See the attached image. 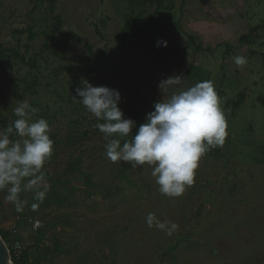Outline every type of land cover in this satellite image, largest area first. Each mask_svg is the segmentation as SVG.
Here are the masks:
<instances>
[{
	"label": "rangeland",
	"instance_id": "1",
	"mask_svg": "<svg viewBox=\"0 0 264 264\" xmlns=\"http://www.w3.org/2000/svg\"><path fill=\"white\" fill-rule=\"evenodd\" d=\"M161 1L153 32L136 41L123 38L128 22L144 32L154 2L0 0V128L27 100L54 141L42 202L22 192L17 213L0 191V229L30 249V264H264V0ZM236 55L247 63L236 66ZM176 75L186 78L178 88L213 81L227 135L201 157L193 184L170 197L152 166L107 158L95 127L103 121L75 90L84 80L118 90L138 128L163 98L161 80ZM239 94L242 104L227 110Z\"/></svg>",
	"mask_w": 264,
	"mask_h": 264
},
{
	"label": "clouds",
	"instance_id": "2",
	"mask_svg": "<svg viewBox=\"0 0 264 264\" xmlns=\"http://www.w3.org/2000/svg\"><path fill=\"white\" fill-rule=\"evenodd\" d=\"M160 46L167 47V41L158 40L157 47ZM232 59L238 67L247 63L242 55ZM185 80L180 75L161 80L158 87L163 98L154 103V111L146 114L145 122L138 128L134 120L124 117L118 90L93 86L87 80L75 90V97L86 110L97 121H103L95 127L104 134L107 158L131 163L133 167L152 166L160 193L170 197L180 196L186 186L193 184L201 157L222 145L227 135L226 117L213 81L178 88ZM38 111L27 100L20 102L13 109L16 119L0 128V191L6 190L4 199L17 213L23 212L26 205L22 192L31 191L34 199L42 202L50 187L43 168L52 156L54 141L49 135V122L42 117L33 119ZM133 128L136 132L125 140ZM13 136L19 139L13 140ZM38 206L31 205L33 210ZM153 220L154 214L149 213V227ZM169 223L157 221L155 226L166 229ZM175 228L171 224L168 233Z\"/></svg>",
	"mask_w": 264,
	"mask_h": 264
},
{
	"label": "trees",
	"instance_id": "3",
	"mask_svg": "<svg viewBox=\"0 0 264 264\" xmlns=\"http://www.w3.org/2000/svg\"><path fill=\"white\" fill-rule=\"evenodd\" d=\"M146 1L154 2L157 4V10L154 13V15H150L148 17L149 18V25L147 26V28L145 29L144 32H138L135 35L132 31V27L135 24V20L130 19L128 22L130 24V26L123 33L124 39H128L130 36H135V40L137 41L138 39L146 38L147 36H149L153 32L155 24L158 21L159 10L164 5V3L161 0H146ZM257 29H258V27L252 29L248 34L242 36L240 38V40L242 42H246V43L248 42L249 38L252 40V36L257 31ZM31 38H33L32 35H31ZM243 101H244V94H239L235 100L234 99H228V100H226V109L227 110H230L231 108L236 109L242 104ZM135 132H136V128H135ZM124 139L130 140L129 136L125 137ZM122 143H123V141H122ZM0 235L10 250V255H11V258H12V261L14 264H30V262H29V257L31 254L30 249H24L21 247V249H22L21 256L19 258H15L13 255V252H12V248H13L14 243L17 242L18 239H16L15 242L12 243L11 237H10L11 236L10 232L4 231L1 229H0Z\"/></svg>",
	"mask_w": 264,
	"mask_h": 264
},
{
	"label": "water",
	"instance_id": "4",
	"mask_svg": "<svg viewBox=\"0 0 264 264\" xmlns=\"http://www.w3.org/2000/svg\"><path fill=\"white\" fill-rule=\"evenodd\" d=\"M0 264H14L10 250L0 235Z\"/></svg>",
	"mask_w": 264,
	"mask_h": 264
},
{
	"label": "built area",
	"instance_id": "5",
	"mask_svg": "<svg viewBox=\"0 0 264 264\" xmlns=\"http://www.w3.org/2000/svg\"><path fill=\"white\" fill-rule=\"evenodd\" d=\"M12 252L15 258H19L22 254V249H21V242L17 241L14 243Z\"/></svg>",
	"mask_w": 264,
	"mask_h": 264
}]
</instances>
